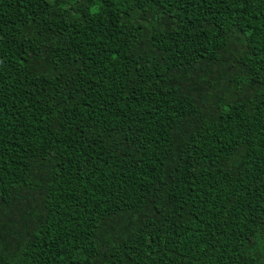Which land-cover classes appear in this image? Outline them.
<instances>
[{
	"label": "trees",
	"instance_id": "trees-1",
	"mask_svg": "<svg viewBox=\"0 0 264 264\" xmlns=\"http://www.w3.org/2000/svg\"><path fill=\"white\" fill-rule=\"evenodd\" d=\"M0 264H264V0H0Z\"/></svg>",
	"mask_w": 264,
	"mask_h": 264
}]
</instances>
